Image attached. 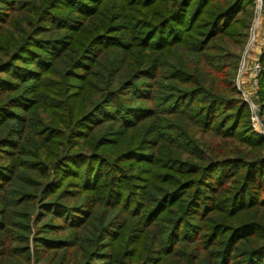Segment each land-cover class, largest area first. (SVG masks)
<instances>
[{"label": "trees", "instance_id": "obj_1", "mask_svg": "<svg viewBox=\"0 0 264 264\" xmlns=\"http://www.w3.org/2000/svg\"><path fill=\"white\" fill-rule=\"evenodd\" d=\"M253 14L0 0V264H264V138L235 83Z\"/></svg>", "mask_w": 264, "mask_h": 264}, {"label": "built area", "instance_id": "obj_2", "mask_svg": "<svg viewBox=\"0 0 264 264\" xmlns=\"http://www.w3.org/2000/svg\"><path fill=\"white\" fill-rule=\"evenodd\" d=\"M256 9V19L251 26L252 37L245 47L242 59L240 61L237 76L236 87L241 99L246 104L249 110V124L251 130L259 137L264 138V122L262 120V111L257 104V92L259 89L258 78L264 72V66L260 62V57L255 60H250V52L253 50L256 43V31L259 28L262 14L264 12V0H253ZM264 45V44H263ZM246 75L249 76L248 82L241 81ZM247 84V85H246Z\"/></svg>", "mask_w": 264, "mask_h": 264}, {"label": "rangeland", "instance_id": "obj_3", "mask_svg": "<svg viewBox=\"0 0 264 264\" xmlns=\"http://www.w3.org/2000/svg\"><path fill=\"white\" fill-rule=\"evenodd\" d=\"M253 1V0H252ZM253 4H254V2H253ZM263 15H264V12H263V14H262V16L261 17H263ZM255 19H256V9H255V4H254V14H253V20H252V23L255 21ZM261 22V21H260ZM252 26V25H251ZM259 34H260V32H259V28H258V30L256 31V43H255V45H254V47H256L257 46V44H258V40H259ZM251 37H252V34H251V27H250V30H249V32H248V39H247V43H246V45L243 47V49H242V51L241 52H239V54H240V59H239V64H240V61H241V59H242V56H243V53H244V50H245V47L247 46V44H248V42H249V40L251 39ZM264 39V38H263ZM264 42V41H263ZM264 47V46H263ZM254 49V48H253ZM251 54V56L252 55H256V54H254V52H253V50L250 52ZM261 54H262V51H261ZM261 54H259V57H261ZM239 66V65H238ZM237 70H238V68H237ZM236 76H237V72H236ZM245 76V75H244ZM245 79V81L246 82H248L249 80H250V78H249V76L248 75H246L241 81H243ZM249 79V80H248ZM235 83H236V77H235ZM247 85V84H246ZM236 89H237V87H236ZM235 96V95H234ZM236 97V96H235ZM241 98V97H240ZM239 97H238V99H240ZM242 102H243V100H242ZM256 102H257V104L260 106V108H261V104H260V101H259V99H258V97H257V99H256ZM245 104V103H244ZM246 105V104H245ZM247 107V106H246ZM248 109V108H247ZM248 113H249V110H248ZM262 120H263V122H264V111H263V113H262ZM248 121H249V116H248ZM249 126H250V124H249ZM153 129H155V127L153 128ZM205 140L207 141V142H209V141H211V143H214V144H216V143H218L219 141H218V139L217 138H215V137H213V138H211L210 136H205Z\"/></svg>", "mask_w": 264, "mask_h": 264}, {"label": "crops", "instance_id": "obj_4", "mask_svg": "<svg viewBox=\"0 0 264 264\" xmlns=\"http://www.w3.org/2000/svg\"><path fill=\"white\" fill-rule=\"evenodd\" d=\"M259 32H260V34H259V40H258V44H257V46L256 47H254V49H253V52H254V54H256V55H250L249 56V58H250V60L252 61V60H255V59H257L258 57H259V54H261V51H263L264 50V15H263V17H262V19H261V22H260V25H259Z\"/></svg>", "mask_w": 264, "mask_h": 264}]
</instances>
